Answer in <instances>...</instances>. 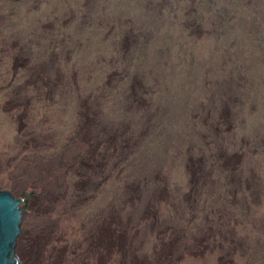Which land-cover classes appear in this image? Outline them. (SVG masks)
I'll return each mask as SVG.
<instances>
[{
    "label": "rangeland",
    "instance_id": "obj_1",
    "mask_svg": "<svg viewBox=\"0 0 264 264\" xmlns=\"http://www.w3.org/2000/svg\"><path fill=\"white\" fill-rule=\"evenodd\" d=\"M0 190L23 264H264V0H0Z\"/></svg>",
    "mask_w": 264,
    "mask_h": 264
},
{
    "label": "water",
    "instance_id": "obj_2",
    "mask_svg": "<svg viewBox=\"0 0 264 264\" xmlns=\"http://www.w3.org/2000/svg\"><path fill=\"white\" fill-rule=\"evenodd\" d=\"M23 201L10 190H0V264H23L17 253L24 219Z\"/></svg>",
    "mask_w": 264,
    "mask_h": 264
}]
</instances>
